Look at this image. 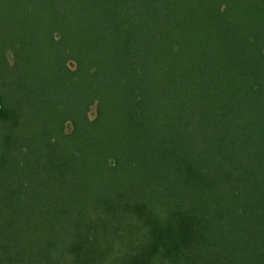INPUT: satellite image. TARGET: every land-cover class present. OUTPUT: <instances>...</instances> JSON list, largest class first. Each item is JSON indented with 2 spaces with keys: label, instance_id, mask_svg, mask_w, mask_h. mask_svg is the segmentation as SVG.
<instances>
[{
  "label": "trees",
  "instance_id": "16d2710c",
  "mask_svg": "<svg viewBox=\"0 0 264 264\" xmlns=\"http://www.w3.org/2000/svg\"><path fill=\"white\" fill-rule=\"evenodd\" d=\"M0 264H264V0H0Z\"/></svg>",
  "mask_w": 264,
  "mask_h": 264
},
{
  "label": "rangeland",
  "instance_id": "374dc122",
  "mask_svg": "<svg viewBox=\"0 0 264 264\" xmlns=\"http://www.w3.org/2000/svg\"><path fill=\"white\" fill-rule=\"evenodd\" d=\"M94 113H95V108L93 107L90 111V117H94Z\"/></svg>",
  "mask_w": 264,
  "mask_h": 264
}]
</instances>
